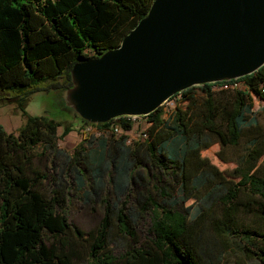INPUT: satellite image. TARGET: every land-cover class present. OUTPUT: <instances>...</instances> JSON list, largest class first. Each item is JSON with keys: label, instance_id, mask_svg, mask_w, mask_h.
<instances>
[{"label": "trees", "instance_id": "obj_1", "mask_svg": "<svg viewBox=\"0 0 264 264\" xmlns=\"http://www.w3.org/2000/svg\"><path fill=\"white\" fill-rule=\"evenodd\" d=\"M150 2L0 0V101L14 100L24 116L16 133L0 125V264H219L228 247L264 264V179L255 170L264 135L249 141L228 176L200 155L209 144L202 132L233 145L252 95L264 106V63L241 77L174 93L169 98H179L166 117L161 105L141 115L144 135L131 142V116L81 119L100 135L82 136L64 152L56 139L70 122L23 109L39 82L61 78L67 86L74 62L116 46ZM232 81L238 86L219 87ZM36 145L50 154L48 170L33 166ZM72 185L83 188L79 200H97L103 210L86 229L67 218ZM241 188L246 201L238 198ZM241 212L250 220L243 222ZM112 235L126 239L117 252Z\"/></svg>", "mask_w": 264, "mask_h": 264}, {"label": "water", "instance_id": "obj_2", "mask_svg": "<svg viewBox=\"0 0 264 264\" xmlns=\"http://www.w3.org/2000/svg\"><path fill=\"white\" fill-rule=\"evenodd\" d=\"M263 63L264 0H151L116 46L74 62L55 92L78 121L101 123Z\"/></svg>", "mask_w": 264, "mask_h": 264}, {"label": "rangeland", "instance_id": "obj_3", "mask_svg": "<svg viewBox=\"0 0 264 264\" xmlns=\"http://www.w3.org/2000/svg\"><path fill=\"white\" fill-rule=\"evenodd\" d=\"M51 82L56 84L51 86ZM61 82V78H57L55 81L43 80L39 82V88L31 92L28 101L23 105V109L29 114H43L56 121L70 122L71 127L69 131L61 138L56 139V147L64 152L70 153L76 142L82 136H99L101 130L93 125L81 124V121H78L75 115L72 116L69 110L59 102L55 89L61 86ZM195 90L197 91V89ZM3 95L8 96V94ZM178 98L179 94L175 95V97L168 98L161 104L162 117L167 116ZM21 110L22 109L16 105L14 100L0 101V125L4 131L16 133L24 120ZM131 119L132 126L127 131V141L129 142L140 140L142 137L140 133L147 125L146 119L142 116H131ZM60 130L61 124L57 127V133H59ZM202 135L204 140L208 141L209 144L200 151V155L204 157L207 162L213 164L225 176H228L232 173V169L239 165L241 156L249 147V141L258 135H264V106L262 102L256 96L252 95L251 107L249 108L246 119L242 123L241 134L237 143L233 145H223L220 143L217 135L211 131H204L202 132ZM33 151L38 153V155H34L33 157V166L40 170H48L50 154L46 151L40 153L41 145L34 146ZM255 164L256 173L264 179V153L256 160ZM236 179L237 177L233 178V181ZM70 193L72 198L66 205L68 220L82 229L95 225L103 212L99 201L93 200L92 202H83L79 200L80 195H83L84 193L83 188H74L73 185L70 188ZM255 197L259 199L258 194H255ZM238 198L240 201H246L248 198L244 195L243 188H241ZM189 202V200L185 201L184 205ZM196 205L197 204L193 201L191 210L194 209ZM239 216L243 222L250 220V217L244 212L239 213ZM137 236H139L140 241H143L145 230L144 224L142 223L138 224ZM124 245H126L125 238L118 235H112V241L109 246H111L114 252L123 248ZM237 259L242 260L243 264H258L255 259L245 258L241 256L236 248L230 247L223 251L219 264H236Z\"/></svg>", "mask_w": 264, "mask_h": 264}, {"label": "built area", "instance_id": "obj_4", "mask_svg": "<svg viewBox=\"0 0 264 264\" xmlns=\"http://www.w3.org/2000/svg\"><path fill=\"white\" fill-rule=\"evenodd\" d=\"M239 82L238 81H232L230 83H227V82H222V84L219 85V87H228V86H231V87H235V86H238ZM113 130L114 131H117L118 128L116 125H113ZM142 136L144 135L143 132L140 133Z\"/></svg>", "mask_w": 264, "mask_h": 264}]
</instances>
